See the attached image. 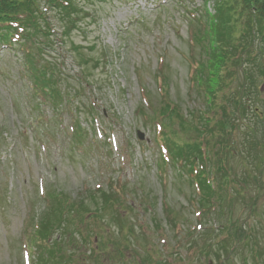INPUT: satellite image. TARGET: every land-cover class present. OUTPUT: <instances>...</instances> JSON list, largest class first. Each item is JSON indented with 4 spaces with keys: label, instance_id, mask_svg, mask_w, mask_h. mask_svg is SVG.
<instances>
[{
    "label": "rangeland",
    "instance_id": "1",
    "mask_svg": "<svg viewBox=\"0 0 264 264\" xmlns=\"http://www.w3.org/2000/svg\"><path fill=\"white\" fill-rule=\"evenodd\" d=\"M203 1L74 0L76 11L70 16L47 10L50 41L47 43L41 36L37 39L45 46L40 61L51 64L55 69L52 78L69 96L62 108L59 107L58 119L50 107H41L42 115L52 119L47 126L36 124L31 116L33 104L30 105L27 95L30 82L22 74L21 53L0 50V264H29L21 244L23 224L32 208L37 214L43 212L45 188L68 197L75 204L73 208L78 209L76 204H80L82 196L86 197L87 207L93 208V201L86 193L92 194L98 188L106 190L112 181L117 188L122 183L130 191L121 203L115 201L125 210L121 215L127 227L134 228L138 234V226H141L153 237V242L146 237L135 239L136 246L132 247L139 252L141 247L149 245L158 251L159 258L169 259V252H176L171 264H264L261 254L264 248V169L259 170L260 164L256 165L260 161L246 157L241 145L245 144V126L252 127L255 121L253 113L249 112L243 119L240 133L235 132L231 137L235 142L231 160L233 179L241 180L246 169L252 176L246 179L249 187L242 193L243 197L234 192L232 206L225 205L222 213L200 223L198 208L191 197L194 191L187 181L167 169L165 178L159 177L155 140L159 131L157 124L161 121L152 124L137 114L143 104L144 113L153 117L143 103L141 84L151 98L155 97L157 83L153 73L163 63L170 100L176 102L188 120L193 121L192 114H200L202 98L191 87L189 60L185 56L195 50L191 44L190 13L201 12ZM214 2L208 0L205 6L212 13ZM40 3L44 8L43 0ZM69 21H74L75 27L66 32ZM161 58H165L163 63ZM258 75V97L248 101L257 111L264 102V73ZM91 110L92 115L87 119L84 112ZM74 117L87 132L86 154L73 152L64 136V130L70 127ZM174 129L176 133L179 130L178 126ZM50 132L55 133L54 140ZM185 136L191 138L194 133ZM185 136L179 135L178 139L184 140ZM258 176L263 183L260 189L254 186L252 179ZM233 186L236 190L242 187ZM165 199L182 221L174 231L163 222ZM253 199L254 209L250 211ZM107 210V216L101 213V222L110 225L107 232L120 239V232L108 222L110 211ZM154 219L162 222L159 235ZM235 219H240L243 234L247 236L240 231L232 236L240 242H235L234 251L230 253L231 262L225 252L219 254L218 260L215 256L206 258L200 249L188 246L192 236L198 237L200 244L199 236L206 228L212 230L209 233L213 242L226 245L229 252L230 245L234 244L228 239ZM67 228L71 226L68 224ZM58 232L55 229L53 239L64 241L65 233L59 236ZM174 234L179 235V246L175 244ZM76 236L77 231L73 233V237ZM251 252L258 255L256 263Z\"/></svg>",
    "mask_w": 264,
    "mask_h": 264
},
{
    "label": "trees",
    "instance_id": "2",
    "mask_svg": "<svg viewBox=\"0 0 264 264\" xmlns=\"http://www.w3.org/2000/svg\"><path fill=\"white\" fill-rule=\"evenodd\" d=\"M73 1L43 0L45 6L42 8L40 0H0V50H17L21 53L24 68L22 74L30 82L27 94L28 102L33 104L30 113L36 124L47 126L50 124L49 120H52L42 115V106L50 107L56 115L55 119H58L59 107L62 108L69 99L68 94L52 78L55 69L51 64L40 61L45 46L42 42H37V39L41 36L47 39V43L50 41L46 11L62 12L70 16L76 11ZM214 1L213 13L205 7L208 0H204L203 10L190 13L189 18L191 44L197 51H189L185 58L189 60L187 67L191 87L202 98L203 108L200 114L194 113L193 121L191 118L188 120L176 102L170 100L167 76L164 73L165 58H161L163 65L160 64L153 73V79L157 83L156 96L151 98L146 87L141 85L143 103L153 117L144 113L143 104L137 110L140 117L152 124L157 120L161 121L155 140L159 177L165 178L167 169L174 176L187 181L194 191L191 197L198 208V223L218 212L222 213L225 205L232 206L235 201L234 192L243 197L242 193L249 187L246 179H251L250 173L245 169L243 178L239 180L237 177L234 180L231 167L235 147L231 137L235 132L240 133V126L244 124L243 119L249 112L253 113L255 121L252 127L245 126V144L241 145L246 157L260 161L256 165L260 164L259 170L264 169V102L258 111L248 102L258 97V74L264 73V0ZM74 27V21H69L66 32ZM138 77L141 83L140 75ZM84 113L89 119L92 110ZM74 118L70 127L64 130V136L68 144L72 145L73 152L81 151L86 154L87 132L81 128L77 118ZM175 126L179 128V135L185 136L193 132L194 137L185 136L184 140H179ZM42 130L46 132V129ZM38 131H41L39 127ZM50 135L54 140L55 133L50 132ZM254 165L251 166L254 168ZM252 179L254 186H259L258 189L263 186L260 176ZM236 183L242 186L240 190L234 188ZM109 186L106 190L97 189L92 194L87 192L86 196H90L93 201V208L87 207L84 202L86 197L82 196L80 204H76L78 209L73 208L75 204L68 197L45 188L43 212L37 214L32 208L23 224L21 244L28 263L171 264L176 252H169L168 259L166 256L159 258L153 245L141 247V252L133 248L136 246V238L146 237L153 242V237L149 235L148 229L144 230L141 226H138V234L134 228L127 227V222L121 215L125 210L115 203H121L122 198L128 197L130 191L126 190V185L121 183L117 188L112 181ZM128 205L132 206L130 203ZM162 206L163 222L170 231H174L182 221L167 199ZM106 210L110 211L108 222L114 224L115 229L120 232V239L107 232L110 225L101 222V213L107 216ZM230 222L228 219L227 223ZM153 223L159 235L162 222L154 219ZM68 224L71 226L69 229ZM231 225L237 226L236 222ZM55 229H58L59 236L65 233L64 241L61 242V238L53 239ZM75 231L78 239L73 237ZM209 232L212 230L205 228L199 236L200 244L198 237L192 236L188 246L200 249L201 255L206 258L215 256L219 260L221 252H225V256L229 258L226 245L215 244ZM178 236L174 234L175 244L179 246Z\"/></svg>",
    "mask_w": 264,
    "mask_h": 264
},
{
    "label": "water",
    "instance_id": "3",
    "mask_svg": "<svg viewBox=\"0 0 264 264\" xmlns=\"http://www.w3.org/2000/svg\"><path fill=\"white\" fill-rule=\"evenodd\" d=\"M139 138L142 139V135L141 134H139Z\"/></svg>",
    "mask_w": 264,
    "mask_h": 264
}]
</instances>
